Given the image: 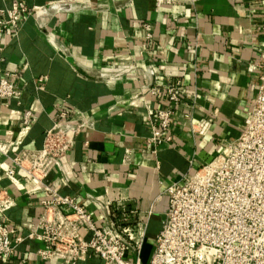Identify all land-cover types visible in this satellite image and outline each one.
Here are the masks:
<instances>
[{"label":"crops","instance_id":"obj_1","mask_svg":"<svg viewBox=\"0 0 264 264\" xmlns=\"http://www.w3.org/2000/svg\"><path fill=\"white\" fill-rule=\"evenodd\" d=\"M22 1L25 20L0 33V78L16 69L22 88L20 96H0V140L13 143L10 154L40 148L63 110L88 122L45 184L76 196L96 216L97 198L134 208L127 224L136 238L144 230L140 257L146 264L154 245L148 241L151 224H162L167 210L165 188L209 161L245 126L264 61L262 2L175 0L156 8V0H72L74 10L48 18L36 8L58 0ZM8 5L0 0V8ZM148 67L156 84L181 82L173 140L156 150L147 140L148 106L160 102L141 92ZM99 72L121 77L106 81ZM27 110L35 120L26 128ZM9 166L10 157L0 153V191L16 202L5 217L25 236L48 193L19 169L8 174ZM41 245L27 238L0 264H62L42 259Z\"/></svg>","mask_w":264,"mask_h":264},{"label":"built area","instance_id":"obj_2","mask_svg":"<svg viewBox=\"0 0 264 264\" xmlns=\"http://www.w3.org/2000/svg\"><path fill=\"white\" fill-rule=\"evenodd\" d=\"M4 1L9 5L0 8V33L16 30L28 14L22 0ZM174 1L156 0V8ZM261 2L264 12V0ZM75 7L72 0H58L35 11L49 18ZM261 68L257 94L240 134L223 143L221 150L194 172L184 173L165 188L168 206L146 264H264V61ZM98 75L114 81L120 79L121 72ZM146 75L148 84L142 86L141 92L160 102L154 108L148 106L147 140L156 150L173 140L170 125L181 103V82L156 84L153 67L146 69ZM18 76L16 69L4 71L0 78L1 97L21 95ZM162 100L167 105L161 104ZM72 117L71 111H59L45 131L40 148L10 154L13 143L0 140V153L11 160L7 173L12 175L19 169L48 193L41 200L37 221L23 236L5 217L16 204L15 199L0 191V261L10 258L16 246L29 238L42 243L37 249L42 259L62 264H81V259L93 257L99 258L100 264H144L140 257L144 230L136 238L127 224L130 214L136 213L134 208L127 211L122 201L97 198L101 214L96 216L76 196L60 194L45 184L49 172L61 167L62 157L73 144V135L90 126ZM23 119L27 128L35 115L27 110Z\"/></svg>","mask_w":264,"mask_h":264},{"label":"rangeland","instance_id":"obj_3","mask_svg":"<svg viewBox=\"0 0 264 264\" xmlns=\"http://www.w3.org/2000/svg\"><path fill=\"white\" fill-rule=\"evenodd\" d=\"M162 224H161V220L159 221H154V222H152V224H151V227H150V234H149V236H148V241H149V243L150 244H152V243H154V232L156 231V230H158L159 229V227L161 226Z\"/></svg>","mask_w":264,"mask_h":264}]
</instances>
